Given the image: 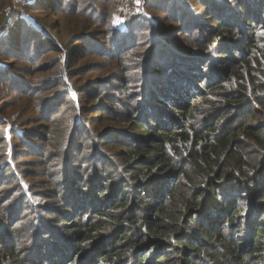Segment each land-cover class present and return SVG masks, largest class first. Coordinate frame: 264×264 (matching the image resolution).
I'll return each mask as SVG.
<instances>
[{"label": "trees", "instance_id": "obj_1", "mask_svg": "<svg viewBox=\"0 0 264 264\" xmlns=\"http://www.w3.org/2000/svg\"><path fill=\"white\" fill-rule=\"evenodd\" d=\"M139 1L33 0L61 19L0 39L30 114L0 105V264H264V0Z\"/></svg>", "mask_w": 264, "mask_h": 264}, {"label": "rangeland", "instance_id": "obj_2", "mask_svg": "<svg viewBox=\"0 0 264 264\" xmlns=\"http://www.w3.org/2000/svg\"><path fill=\"white\" fill-rule=\"evenodd\" d=\"M31 2H33V0H7L3 10L0 12V39L11 30L12 26L14 25V23L16 22V20L19 16H24V18L27 21L32 22L33 24L37 23L36 19H39L38 22L40 24L42 22L52 23L57 19H61V18H58L59 14L54 13L53 10H49L48 7L45 8V13H41V14H34L31 11H27L26 10V4L31 3ZM113 8H114L113 9V24L118 28H123L124 22H125L128 14H134V13L141 11V5H140L139 0H116ZM11 18H12V20L14 19L12 24L9 23ZM10 54L15 55L12 53H10ZM1 59H4V61H10L11 62V61H15L18 58H16V59H14V58L5 59L3 57H0V64H3V62H1ZM21 59H23V60H20V61L17 60V63H20V65L22 67H24L25 69H28L29 71H32L34 69L30 60H26L25 58H21ZM53 59H54V57L47 56V53H46V56L43 57V59L40 62H36V64H38V63L42 64L44 62L51 61ZM86 61L87 60H80L78 65H75L73 68H76L77 66L84 65L86 63ZM1 69H3V68H0V70ZM78 76H80V75H78ZM78 76L71 78L70 81H68V83L69 84L73 83L74 85L75 84L80 85L83 81H80L81 78ZM86 78H87V76H85V79ZM16 79H19V78H16ZM9 87H14V86L9 85ZM11 89H13V88H11ZM132 91H136V90H132ZM70 93L74 94V90H73L72 86H71ZM40 95H43V94H40ZM18 101L19 102L24 101V98H22L21 95L18 93H8L7 90L5 89V87L3 86V83H1V81H0V105L2 103H8L9 104L8 105V112H9L10 116L14 117V118L18 117L17 120L13 121V123H17V122L21 121L22 118L27 120L30 117L29 113L22 114V113H26V112H22V111L19 113L20 107H19ZM28 101H34V100H28ZM91 101L92 100H90L88 98L82 99L83 104L91 103ZM65 107H67V104L63 106V108H65ZM6 111H7V109H6ZM8 112L5 114L2 112H0V113H1L2 117L7 118ZM27 123H29V122H27ZM61 126L62 125H59V127H61ZM3 150H4V148L0 147V154L3 153ZM24 159H27V153L25 154ZM55 159L56 158L50 157V159H48V161L49 162H52V161L55 162ZM1 163L2 162H0V165H1ZM8 186L9 185H7V183L4 184L3 186H1V184H0V190L1 189L2 190L7 189ZM31 217H32V214H29V218H31ZM12 239H14L16 243L20 244L21 248L29 246L31 244V239L24 237V235H22V234L17 235V236H13Z\"/></svg>", "mask_w": 264, "mask_h": 264}, {"label": "built area", "instance_id": "obj_3", "mask_svg": "<svg viewBox=\"0 0 264 264\" xmlns=\"http://www.w3.org/2000/svg\"><path fill=\"white\" fill-rule=\"evenodd\" d=\"M13 20H14V19H13ZM13 20H12V18H11L10 21H9V23L12 24Z\"/></svg>", "mask_w": 264, "mask_h": 264}]
</instances>
